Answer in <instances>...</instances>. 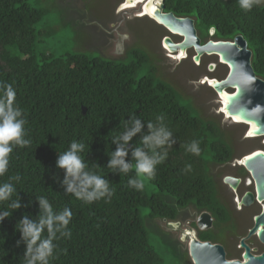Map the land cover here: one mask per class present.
Returning a JSON list of instances; mask_svg holds the SVG:
<instances>
[{
	"label": "trees",
	"instance_id": "1",
	"mask_svg": "<svg viewBox=\"0 0 264 264\" xmlns=\"http://www.w3.org/2000/svg\"><path fill=\"white\" fill-rule=\"evenodd\" d=\"M164 6L176 16L193 18L202 40L209 37L210 29L213 39L242 35L252 52L253 71L264 80V6L245 11L238 0H164ZM42 15L27 0H0V87L11 84L15 88V106L26 121L25 139L31 141L14 148L9 169L0 177V182L16 185L21 203L0 223V264H24L27 246L16 225L25 215L39 221L38 196L48 198L54 214L64 208L73 213L68 225L71 237L56 242V256L50 264H162L148 242L147 228L167 233L152 225L153 221L178 220L189 207L197 213L208 211L214 218L210 229L198 231V239L221 243L217 229L221 231L231 215L218 197L210 166L233 159L224 131L215 121L194 116L168 83L150 73L138 76V61L147 56L135 49L130 52L139 60L129 63L83 53L36 56L35 25ZM133 116L143 127L126 145L125 162L133 164V169L124 174L119 167L109 169L108 163L117 148L113 137L126 124L131 126ZM157 116H163V124L172 131V145L155 177L147 179L157 192L147 194L144 187L137 190L129 185L137 178L132 152L137 147L149 151L142 139L150 134L149 121L160 126ZM194 140L200 142L199 155L187 150ZM73 141L86 145L81 153L86 170L109 182L114 189L110 198L85 203L66 192V173L57 167V160ZM189 164L191 170L185 171ZM239 172L244 173L243 168ZM16 175L20 181L9 179ZM140 207L148 208L147 228ZM162 242L179 264H189L170 235Z\"/></svg>",
	"mask_w": 264,
	"mask_h": 264
},
{
	"label": "rangeland",
	"instance_id": "2",
	"mask_svg": "<svg viewBox=\"0 0 264 264\" xmlns=\"http://www.w3.org/2000/svg\"><path fill=\"white\" fill-rule=\"evenodd\" d=\"M27 2L30 6L43 11L41 19L35 25L36 56L40 53H51L55 56L83 53L90 57L115 58L129 63L139 60L138 56L130 52L135 49L147 56L146 60L138 61V76L150 73L168 83L176 91L181 104L187 106L194 116L213 120L224 131L226 140L233 149V159L224 166L211 165L210 174L216 183L218 197L227 206L231 215V220L223 224V229L221 231L217 229V232L221 233L219 244L223 245L227 259L238 257L241 253L237 248L238 240L252 226V217L258 207L238 211L233 201V198L237 196L239 198L245 190H253V184L247 187L246 183L250 177L247 172L237 190V196L223 183V178L235 176L238 166H233V163L254 150L264 151V145L259 137L245 136L246 125L225 118L220 112V104L214 90L200 82L203 81V76L222 78L224 67L218 66L210 72L208 66L210 63L213 64L215 58L207 55H204L197 65L193 61L192 48L182 61L168 57L169 52L163 48V37L169 36L173 41H179L180 37L170 34L147 16H137L138 4L133 8L119 10L124 0H27ZM260 5L264 6V3ZM118 44L122 51L117 50ZM11 51L15 54L14 50ZM142 179L147 194L157 192L156 187L149 183L147 178ZM147 212V207H140V216L146 228ZM198 215L195 209L189 207L178 220L172 221L178 223L176 227H168L167 221L162 219L153 221L152 225L158 226L168 234L157 233L147 228L148 242L161 257L162 264H179L177 258L162 242L164 237L169 239V235L179 243L180 252L186 254L188 263L192 264L187 240L182 241L181 235L183 231L191 229L198 233L199 230L195 224L193 225ZM256 240L260 243L258 239ZM257 247L258 250L255 251L257 254L264 250V244Z\"/></svg>",
	"mask_w": 264,
	"mask_h": 264
},
{
	"label": "clouds",
	"instance_id": "3",
	"mask_svg": "<svg viewBox=\"0 0 264 264\" xmlns=\"http://www.w3.org/2000/svg\"><path fill=\"white\" fill-rule=\"evenodd\" d=\"M239 6L245 11H250L254 6L264 3V0H238ZM117 50L122 51L118 44ZM16 90L11 84H4L0 87V177H3L10 164V154L15 147H25L30 145L31 141L25 139L24 119H20L22 112L16 106ZM160 126H155L148 122L147 127L150 134L142 139V144L148 148V152L141 147H137L132 156L135 160L136 179L129 181V185L137 190L143 188V179H153L156 174V168L163 163L168 156V149L171 148L173 135L163 124V116H157ZM143 125L140 119L133 116L131 126L125 125L124 131L113 137V142L117 148L112 152L108 168L119 170L127 174L133 169V164L125 162L127 156V143L139 133ZM86 145L82 142L73 141L67 151L59 155L57 167L65 170L66 177L64 184L66 192L74 195L77 199L85 203H92L101 198H110L114 189L110 187L109 182L101 174L87 171V163L84 161L81 153ZM158 149L162 151H157ZM193 155H199L201 148L200 142L194 140L187 149ZM191 165H187L185 171H190ZM10 180L20 181V176L10 177ZM40 206L39 221L30 220L25 215L16 225V230L20 232L21 239L26 242V252L24 264H50L55 259L58 244L61 237L70 238L71 231L68 225L71 222L73 213L70 209L64 208L59 214H54L53 206L46 196L37 197ZM0 223L5 218L12 215L13 210L21 208L17 188L14 183L5 181L0 182ZM46 230V235H45ZM19 241H17V245ZM235 264V262H233Z\"/></svg>",
	"mask_w": 264,
	"mask_h": 264
},
{
	"label": "water",
	"instance_id": "4",
	"mask_svg": "<svg viewBox=\"0 0 264 264\" xmlns=\"http://www.w3.org/2000/svg\"><path fill=\"white\" fill-rule=\"evenodd\" d=\"M124 1L133 5L140 4L141 11L145 7L147 17L172 34H182L184 40H188V44L183 43L181 46L183 56H186L185 51L188 46H194L198 49L193 56L194 62L199 61L204 50L209 53L211 51L220 53V61L228 66V73L221 80L212 78L209 86L225 100L222 113L224 115L227 113L233 117L234 123L246 125L245 136L247 138L259 137L264 145V80L257 77L253 71L251 65L252 52L243 36L237 34L232 40H208L201 44L194 19L176 16L171 11L164 12V0ZM212 33L213 29H210L209 35ZM162 44H167L172 51H176V45L169 37H164ZM210 68L212 67L210 66ZM236 163L249 173L254 182V194L246 192L239 204L248 205L254 200L263 203L260 213L253 217V226L249 229L247 236L254 234L264 244V151L254 150L242 156ZM223 182L232 189H236L239 179L226 176ZM166 224L168 227H176L178 223L167 221ZM212 224L213 217L208 211H202L196 217L195 226L199 231L210 229ZM185 239L192 264H233V262L235 264H264V252L254 254V250L246 246L243 240H241L240 245L244 247V252L241 260H239L227 259L223 245L199 240L196 231L193 229L182 232L181 240L184 241Z\"/></svg>",
	"mask_w": 264,
	"mask_h": 264
},
{
	"label": "flooded vegetation",
	"instance_id": "5",
	"mask_svg": "<svg viewBox=\"0 0 264 264\" xmlns=\"http://www.w3.org/2000/svg\"><path fill=\"white\" fill-rule=\"evenodd\" d=\"M124 3V2H123ZM122 3V4H123ZM137 5V4H136ZM135 6V5H134ZM134 6H131V7H128V8H133ZM140 4H138V8H139V11H138V13H140ZM124 9H127V8H124ZM124 9H121V10H124ZM164 12H169V11H165L164 10ZM137 16H139V15H137ZM141 17H145V16H141ZM157 24V23H156ZM159 25V24H158ZM159 26H161V25H159ZM161 27H163V26H161ZM170 33V32H169ZM170 34H172V33H170ZM172 35H174V36H178V37H180L179 35H177V34H172ZM212 35H213V33H212ZM212 35H209V37L206 39V40H202L201 38H200V40H201V44H203V43H205L206 41H208V40H213V41H217V40H220V39H213L212 38ZM164 37H166V36H164ZM163 37V38H164ZM167 37H169V36H167ZM170 38V37H169ZM171 39V38H170ZM172 40V39H171ZM182 40V37H180V40L179 41H173V43L174 44H177V43H179L180 41ZM193 50H194V48L193 47H191ZM191 48H188L187 50H186V56L184 57V58H181L180 60L182 61V60H184L186 57H187V52H188V50L189 49H191ZM195 50H194V55H195ZM176 54V52H174V53H172L171 55H175ZM193 55V56H194ZM204 55H207V56H214V58H215V61L213 62V64L212 63H210L209 64V66L210 65H213V68H212V70H209L210 72H213L214 70H215V68L217 69L218 68V66H223L224 67V70H225V72H224V75H223V77L222 78H217V77H211V78H215V79H218V80H221V79H223L226 75H227V73H228V67H227V65H225V64H223V63H220V61H219V59H218V56L217 55H215V54H207V53H203L201 56H200V58H199V62H198V64L200 63V60H201V58L204 56ZM168 57H170V55L168 56ZM171 58V57H170ZM174 59V58H173ZM179 60V61H180ZM197 64V65H198ZM208 66V67H209ZM209 69V68H208ZM204 77H207V76H203V78ZM207 78H209V79H211L210 77H207ZM201 82V81H200ZM202 83V82H201ZM202 84H207L206 82H204V83H202ZM230 91V90H229ZM228 163H230V162H228ZM228 163H224V164H222L221 166H224L225 164H228ZM238 166V171L237 172H235L236 173V175L235 176H231V177H233V178H238L239 179V182H238V184H237V186H236V189H232L228 184H226V183H224V184H226L227 186H228V188L232 191V193H234L236 196H237V190H238V188L240 187V185L243 183V177L245 176V174H246V170L243 168V167H241V166H239L237 163H233V166ZM241 168H243V170H244V173H240L239 171H241ZM248 173V172H247ZM249 174V173H248ZM250 176V175H249ZM226 177V176H225ZM224 179V178H223ZM247 184V187L248 186H250V185H252L253 184V190H245L244 192H242L240 195H239V198H238V196H237V198H233V201L236 203V208H237V210L238 211H242L243 209H245V208H248V207H253V206H257L258 207V210H257V212H255L256 214H254L253 215V217L255 216V215H257V214H259L260 213V211H261V207H262V204L263 203H258V202H256L255 200L253 201V202H251L250 204H248V205H243V204H239V202H240V200H241V198L243 197V195L246 193V192H252L253 194H254V182H253V180L251 179V177H249L248 178V182L246 183ZM253 217H252V220H253ZM213 223H214V218H213ZM235 223V222H234ZM212 226H213V224H212ZM211 226V227H212ZM252 226H253V224H252ZM251 226V227H252ZM250 227V228H251ZM248 231H249V229L246 231V233L243 235V236H241L240 238H239V240H238V243H237V248L240 250V254H239V256L238 257H236L235 259H239V260H241V258H242V254H243V252H244V247H242L241 245H240V243H241V240H243V243L246 245V246H248L251 250H254L253 251V253L254 254H257L255 251H257L258 250V247L257 246H262L263 244L258 240V242H260L262 245H260V243H257V237H256V235H251V236H247L248 235ZM196 235H197V233H196ZM255 237V238H254ZM254 238V239H253ZM254 240H256V242H254ZM262 252H264V250H262V251H260L259 252V254L260 253H262Z\"/></svg>",
	"mask_w": 264,
	"mask_h": 264
},
{
	"label": "bare ground",
	"instance_id": "6",
	"mask_svg": "<svg viewBox=\"0 0 264 264\" xmlns=\"http://www.w3.org/2000/svg\"><path fill=\"white\" fill-rule=\"evenodd\" d=\"M138 3V2H137ZM131 6H134L133 4H131V3H129V2H126V1H124V3L120 6V8H119V10H121V9H124V8H128V7H131ZM138 15L139 16H146V10H145V7L143 8V11H140V13H138ZM150 17H151V15H149ZM154 21V20H153ZM174 34H177V35H179L180 37H182V40L179 42V43H177V44H175L176 45V51H172L171 49H170V46L169 45H167V44H163V48L167 51V52H169V55H170V57H172V58H174V59H177V60H180L181 58H184L185 56H183V54H182V52H181V46L183 45V43H186V44H188V40L187 41H185L184 40V36L182 35V34H179V33H174ZM191 47H193L194 48V50H195V52H196V50H198V49H196L194 46H188L187 48H186V50L188 49V48H191ZM216 50H218V49H216ZM174 52H176V54L175 55H171L172 53H174ZM186 52V51H185ZM203 53H207V54H215V55H217L218 56V59H219V61H220V53H218L217 51H215V52H213V51H211L210 53L207 51V50H204L203 52H202V54ZM196 54V53H195ZM201 54V55H202ZM199 62V61H198ZM198 62H195V63H197L198 64ZM220 63H223V64H225L224 62H221L220 61ZM226 65V64H225ZM212 68H213V65H210ZM210 66H209V70H212V68H210ZM228 67V66H227ZM211 81H212V78L211 79H209V78H207V77H204L203 78V81H201L202 83H204V82H206L207 83V85L209 86V85H211ZM210 87V86H209ZM226 91V90H225ZM217 95V97H218V101H219V104H220V112L222 113V111H224V99L221 97V96H219L218 94H216ZM223 114V113H222ZM224 115V114H223ZM224 117L225 118H228V119H231L232 121L234 120L233 119V117H231V116H229L227 113H225V115H224ZM235 121V120H234ZM240 163H241V161H239Z\"/></svg>",
	"mask_w": 264,
	"mask_h": 264
}]
</instances>
